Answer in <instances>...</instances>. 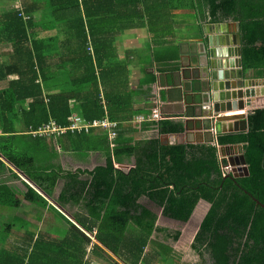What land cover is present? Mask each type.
Masks as SVG:
<instances>
[{"label": "trees", "instance_id": "1", "mask_svg": "<svg viewBox=\"0 0 264 264\" xmlns=\"http://www.w3.org/2000/svg\"><path fill=\"white\" fill-rule=\"evenodd\" d=\"M18 1L0 3L13 5ZM20 4L0 12V47L9 48L2 58L5 60L0 61V175L7 173L17 179L18 174L27 180L34 189L24 182L27 191L22 198L41 207L48 204L46 198L51 200L52 189L63 179L61 197L52 202L67 218L63 220L68 228L61 241L42 238L31 245V250H0V264H94L95 259L106 264H165L172 249L158 245L152 237L160 233L178 242L182 234L158 228V215L143 200L182 224L189 222L200 200L208 202L210 209L191 245L201 261L264 264V108L249 114L248 132L218 135L214 144L169 147L159 137L133 143L121 137L118 125L112 155L104 133H68L72 145L75 139L83 143L76 150H99L106 162L86 172L85 180L79 171L60 174L53 167L56 155L43 139L45 135H33L32 131L51 119L69 125L73 95L80 98V112L89 122L106 117L120 124L139 113L131 93L125 94L119 86L112 93L105 87L100 92L98 83L102 85L104 76L113 74V69H108L115 57V36L128 19L141 17L138 10L143 1H48V19L65 28L64 48L74 70L82 73L73 95L44 94L45 73L51 68L45 62L47 40L31 32L34 9L41 5L28 0ZM162 8L165 12L172 8L191 10L195 20L237 22L244 66L264 78V0H163ZM115 24L117 30L108 29ZM59 51L49 45L47 55ZM178 53V47L169 42L152 58L167 63L177 60ZM141 126L155 129L159 136L184 131L181 122L171 119L147 121ZM238 145L243 146L249 167L247 177L235 178L223 171L228 161L221 160L219 147ZM123 152L134 154L129 171L114 166V162L122 164ZM79 203L88 212V219L70 215L64 206ZM20 204L16 190L7 185L6 179H0V211H15ZM13 227H4L2 245ZM150 245L152 252H147Z\"/></svg>", "mask_w": 264, "mask_h": 264}, {"label": "crops", "instance_id": "2", "mask_svg": "<svg viewBox=\"0 0 264 264\" xmlns=\"http://www.w3.org/2000/svg\"><path fill=\"white\" fill-rule=\"evenodd\" d=\"M22 1L23 0H19L13 5L1 2L0 12L11 6H20ZM28 1H30L31 4L35 3L41 5L39 8L36 7V9H34L33 16L35 26L34 31L31 32L38 35L39 38L47 40L45 49L48 58L45 62L47 65H50L51 68L45 73L44 94H71L74 90H78L82 73L78 70H74L69 52L67 48H64L67 37L65 28L63 26H58L48 19L50 12L48 7L49 0ZM142 1L143 5H140V9L138 10L141 17L133 20L128 19L121 31L115 36L113 43L115 57L109 62L110 68L108 69L111 70L112 68L114 72L112 75L104 76V86L103 84L101 85L99 81V90L101 92V89L105 87L107 91L112 93L117 91V89L114 88L119 86V89L123 90L125 94L131 93L133 95L134 109L139 112L137 115L150 114L154 107H158L165 119L181 122L184 126V131L181 133H169V135L159 136L155 129H145L142 128L143 125L136 124L134 119L137 115H135L134 119L131 121H124L120 124L117 122V124L120 125L121 137L125 140H132L133 143L138 140L159 137L161 143L169 147L195 145L188 144L187 142L201 140L202 138L207 143H210V141L214 139L211 133H207V135L204 136L202 132L193 129V123L191 122L200 113L199 107L195 104L198 103L199 97L191 90V82L194 76L197 75V70L195 69L197 59L195 56L201 46L199 39L204 36L203 25L215 22H229L228 30L231 33H236L239 32L238 24L234 21L195 20V12L191 10H174L172 8L171 12H165L162 8L163 0ZM32 7H34V5ZM109 8L110 7H108V9ZM110 13L111 12L108 11V17L111 16ZM163 17L165 18L164 21ZM113 22L114 18L112 23ZM111 28L117 30V24L108 27V29ZM162 31L166 33L162 34ZM153 32L160 34H154ZM169 42L172 46L178 47L179 53L177 60L167 63H159L153 60L152 56L155 51L162 49L163 46L167 45ZM49 45H51V50L56 51L57 48H60L61 51L58 53L54 52L51 56H48L47 52L49 51ZM8 51V47H0V61L6 56ZM4 60L5 59L2 61ZM117 68L118 71L114 70ZM182 71H185L184 75L181 74ZM250 77L262 79L256 75L255 70H251ZM259 88L262 89L264 87ZM73 94H75V92ZM79 99V97L73 95V99L70 101L71 115L68 119L69 125L71 116L73 115H77L85 120L80 112ZM241 113H244V111H231L222 115L229 116ZM52 121L56 122L54 119L50 120V122ZM187 122H189L188 125L192 129L185 132ZM18 129H20V125H18ZM92 130H95L94 133H97V135L104 133L107 137L106 131L98 127L90 128L87 131L68 130L64 132L63 135H56V133H53V135L44 136L43 139H46V142L51 146L49 149L56 155L53 161V167L57 172L63 174L66 172L75 173L79 171L84 173L81 175V178L85 180L87 177L85 174L86 172L89 173L96 167L105 165L106 157L103 152L99 150H76V148H79L83 143L75 139L72 145L71 139L67 138L68 133H86L87 135V133H90ZM214 141L216 143V139H214ZM72 146H74L75 149H73ZM19 151H21V149ZM241 152V145L219 147L220 158L224 161H229L231 157H238ZM111 154L113 155V150ZM120 158L122 159V164L114 162V166L129 171L135 162L133 152H123ZM16 176L17 179H13L12 176L7 173L0 175V179H6L7 185L13 187L17 192V197L21 199V204L15 211H0V250H31L33 248L31 245H34L38 239L42 238L61 241L64 232H66L68 228L63 219L67 218L58 211V206L54 202L60 199L65 181L63 179L58 181V184L52 189L51 200L46 198L48 204L41 207L38 204L30 203L22 198V193L27 191L24 182L28 183L33 189L34 186L27 180L24 181L18 174ZM36 191L39 192L38 190ZM143 202L158 215V228L167 229L172 232L173 228L170 226L179 225L184 227V231H180L182 235L178 242L184 239V242L181 241V245L185 247L186 245L188 246L189 251H186V253L192 252L193 255L198 257V264H202L201 259L193 251L191 245L204 215H206L210 209V204L200 200L189 222H187V224H182L180 221L165 217L162 208L155 206L148 200H143ZM64 206L70 215L74 217H88V212L84 209L82 203L74 206L64 204ZM7 225H13L14 227L11 229L7 241L2 245V232ZM152 241L158 245L171 248L173 252H171V255L176 253L177 249L175 250L171 244H176L178 242L168 239L165 235L156 233L152 237ZM157 250L158 248H156V251ZM150 251L152 252L151 245L147 248V252ZM170 257L165 264H173ZM101 261L100 259H95L94 264H106ZM184 264L189 263L185 262Z\"/></svg>", "mask_w": 264, "mask_h": 264}, {"label": "water", "instance_id": "3", "mask_svg": "<svg viewBox=\"0 0 264 264\" xmlns=\"http://www.w3.org/2000/svg\"><path fill=\"white\" fill-rule=\"evenodd\" d=\"M229 22L203 25L204 36L196 54L197 75L191 82V90L199 97L195 103L200 113L191 122L193 129L204 136L215 127L217 135H233L248 132V116L258 108H264V79L250 77L251 70L245 68L242 58L240 32L231 33ZM185 71L181 74L184 75ZM231 111H244L237 115L224 116ZM185 132L192 129L186 123ZM188 144H204L203 140L188 141ZM214 139L210 144H214ZM238 157L229 158L235 178L250 175L243 147ZM256 203L259 202L256 200ZM264 207V206H263Z\"/></svg>", "mask_w": 264, "mask_h": 264}, {"label": "built area", "instance_id": "4", "mask_svg": "<svg viewBox=\"0 0 264 264\" xmlns=\"http://www.w3.org/2000/svg\"><path fill=\"white\" fill-rule=\"evenodd\" d=\"M165 117L162 116V114L160 113L158 107H154L151 110V113L147 116L144 117L143 115H137L134 119V122L136 124H141L143 122H151V121H159V120H164ZM70 125L67 127H63L58 125L56 122H49L48 124L45 123L42 127L39 128V130L37 131H32L33 135H53V133H56V135H63L64 132L68 131V130H85L87 131L90 128H102L103 130L106 131L107 133V141L109 143V147L110 150H114V141L115 139H117L118 137V132H117V126L118 124L115 122H111L107 119H104L102 121H85L83 119H81L79 116L77 115H73L71 116L70 119ZM211 135L214 139L217 138V132H216V128L213 127L211 130ZM223 171L224 174L227 175L229 173H232V166L229 164L225 165L223 167ZM20 176V175H19ZM21 177V176H20ZM24 181L25 179L23 177H21ZM89 236V235H87ZM90 238H92L91 236H89Z\"/></svg>", "mask_w": 264, "mask_h": 264}, {"label": "rangeland", "instance_id": "5", "mask_svg": "<svg viewBox=\"0 0 264 264\" xmlns=\"http://www.w3.org/2000/svg\"><path fill=\"white\" fill-rule=\"evenodd\" d=\"M170 227L173 228L172 232H175L176 230L177 231H184V227L179 226V225L178 226L173 225V226H170ZM181 241L184 242V239L181 240ZM181 241L176 243V244H171V245H173V248H175V250L177 249L176 253L172 254L171 257H170V259L172 260L171 262H173V264H184L185 262L189 263V264H198V261H197L198 257L193 255L192 252L191 253H186V251H189L188 250V246L187 245H186V247L182 246L181 245L182 244ZM202 264H204V263L202 262Z\"/></svg>", "mask_w": 264, "mask_h": 264}]
</instances>
